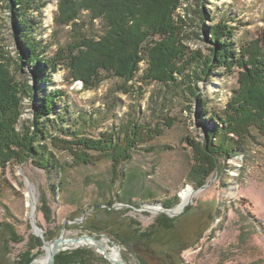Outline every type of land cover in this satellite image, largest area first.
Returning a JSON list of instances; mask_svg holds the SVG:
<instances>
[{"label": "rangeland", "instance_id": "obj_1", "mask_svg": "<svg viewBox=\"0 0 264 264\" xmlns=\"http://www.w3.org/2000/svg\"><path fill=\"white\" fill-rule=\"evenodd\" d=\"M56 10V0H34L25 17L33 37L44 47V60L54 58L59 49L76 39L70 26L55 25ZM198 11L211 18L205 19L204 25L223 22L232 28L236 49L264 33V0H185L176 15L183 19L182 41L189 52L209 55L210 44L200 30ZM12 23L9 10L0 2V48L11 60L16 81L33 89L30 97L23 100L18 128L34 120L33 110L44 95L60 91L51 114L39 118L40 126L49 135L54 136L61 129L67 134L75 131L85 138H97L102 132L111 131L116 139L134 122L145 129L159 128L160 134L131 149L129 158L119 166L120 176L116 179L111 175L109 159L71 167L69 152L53 148L45 140L43 147L64 166L63 171L42 169L31 159L1 169L0 264H12L33 248L32 255L37 251L40 254L32 264L45 255L44 243H52L61 235L88 236L100 241L109 258L105 259L96 246L73 242L56 254L85 247L101 256L102 264H114L110 259L139 264L135 253L116 233L134 230L137 223L145 230L161 214L180 218L176 232L180 239L187 243L196 240L180 253L179 264H264V136L252 129L241 152L220 160L221 169L206 184L195 188L187 179L193 156L186 140L199 141L213 121L205 119L201 105L183 93L185 83L178 80L175 85H162L142 80L147 66L143 56L133 78L126 83L100 72L101 81L96 87H82L69 77L64 60L49 81L37 82L35 75L43 69L47 75L49 67L40 63L36 70L32 66L16 70L21 51ZM75 29L81 36L97 38L103 25L99 20L91 21L88 13L82 11ZM236 72V68L232 72L213 70L207 81L198 83V94L206 102L208 112L223 110L237 87ZM60 179L64 183L62 191L57 187ZM187 189L194 194L182 212L176 216L164 213L168 208L162 203L176 196L178 199L169 210L175 209L181 202L180 194ZM42 199L49 208V220L39 212ZM128 201L132 205L126 204ZM157 207L158 212L153 211ZM36 227L41 229V236L36 234ZM44 234L52 239L46 241ZM34 237L40 239L42 247L37 248ZM113 248L120 254L117 259L110 256ZM143 257L149 264L163 260L156 253L152 254L154 259Z\"/></svg>", "mask_w": 264, "mask_h": 264}, {"label": "trees", "instance_id": "obj_2", "mask_svg": "<svg viewBox=\"0 0 264 264\" xmlns=\"http://www.w3.org/2000/svg\"><path fill=\"white\" fill-rule=\"evenodd\" d=\"M184 1L56 0L55 25L70 26L76 39L65 49H59L54 58L44 60L41 56L44 47L33 37L32 27L25 19L34 0H0L10 12L12 32L21 51L16 70L22 66H32L36 70L40 63L49 67L47 75L44 69L35 75L37 82L49 81V76L59 70L60 62L64 60L69 77L73 82H80L82 87H96L101 81L100 72L126 83L133 78L143 56L147 66L142 80L162 85H175L178 80L181 84L185 83L183 93L201 105L204 118L213 121L199 141L186 140L193 156L187 179L199 188L221 169L220 160L225 161L241 152L252 129L264 136V33L245 41L236 49L232 42V28L223 22L206 26L203 22L209 18L208 14L198 11L202 25L200 30L210 44L209 55L203 56L199 51L189 52L182 41L183 19L176 15V9ZM82 11L88 13L91 21L102 22L103 31L97 38L77 34L76 22ZM11 66V60L0 48V170L8 164L20 165L31 159L42 169L63 171L64 166L43 147L42 140H45L53 148L69 152L71 167L109 159L111 175L116 179L120 176L118 168L129 158L131 149L160 134L159 128L145 129L134 122L127 125L121 138L116 139L111 131H104L97 138H85L75 131L67 134L61 129L56 135H49L47 129L40 126L39 118L51 114L54 101L60 98V91L44 95L33 110L34 120L18 128L23 100L30 97L33 89L31 85L16 81ZM234 68L237 69L236 89L231 91L223 110L211 109L208 112L206 102L198 94V83L207 81L213 70L232 72ZM63 186L60 179L57 187L62 191ZM177 199L174 196L162 205L169 209ZM126 204H130L129 201ZM39 212L49 220L50 211L45 199H42ZM179 220L161 214L145 230H141L137 223L138 228L120 230L116 235L135 253L139 264H149L143 256L151 259L155 253L165 259L159 264H179L180 253L191 248L196 241L187 243L180 239V233H176ZM34 239L37 248L42 247L40 239ZM44 239L49 241L52 238L44 234ZM29 249L12 264H30L40 254L37 251L32 255L33 248ZM103 261L94 250L84 247L59 252L53 264H102Z\"/></svg>", "mask_w": 264, "mask_h": 264}, {"label": "bare ground", "instance_id": "obj_3", "mask_svg": "<svg viewBox=\"0 0 264 264\" xmlns=\"http://www.w3.org/2000/svg\"><path fill=\"white\" fill-rule=\"evenodd\" d=\"M193 194L194 193L190 189H187V190L183 191L180 194L181 202L179 203V205L175 209L171 210V214H177L181 210H183L185 208V206L188 204V201H190L188 199L192 198ZM29 195H30V198L33 199V196H32L31 192L29 193ZM155 209L156 210L153 209V211L158 212L159 208L157 207ZM63 240H64V242L60 245V248L64 247V245L70 244L72 242H73V244H76V245H88V246L89 245H93V246H97L98 245L97 241L95 239H92V238L91 239H84V240H82V241H80L78 243L74 242L73 238H64ZM44 247H45V255L43 257H41V258L35 259L32 264H47V261H48V259L50 257V254L53 251V247H52V245L50 243H46V244L44 243ZM111 254H110V256H112V257H114L116 259L119 258V256H120V254H119V252L117 251L116 248L112 249ZM107 256L109 258V254L108 253H107ZM114 260L115 259H113V260L110 259V261H112V262Z\"/></svg>", "mask_w": 264, "mask_h": 264}, {"label": "water", "instance_id": "obj_4", "mask_svg": "<svg viewBox=\"0 0 264 264\" xmlns=\"http://www.w3.org/2000/svg\"><path fill=\"white\" fill-rule=\"evenodd\" d=\"M77 83L81 84L80 82H77ZM202 188H204V187H202ZM202 188H200V189H202ZM195 191H197V190H195ZM189 202L190 201H188V203ZM163 212L166 213V214H168V215H170V216H176V215H178V213L177 214H171V210H169V209H165ZM180 212H182V210ZM32 222H33V224H35V220L34 219H32ZM36 234L38 236H41V229L38 228V227H36ZM63 239H64V237H63V235H61L59 238H57L52 243H50L52 245V247H53V251L50 254V257H49V259L47 261V264H53L54 256L61 249L60 248V245L64 242ZM84 239H91V238L88 237V236H82L80 238H73L74 242H76V243H78V242H80V241H82ZM97 242H98V245L96 247H94V248L102 251L101 252L102 253V256H104V258L106 259L108 256H107V253H106V251L104 249V246L101 244L100 241H97ZM113 262H114V264H124V262L122 260H114Z\"/></svg>", "mask_w": 264, "mask_h": 264}]
</instances>
